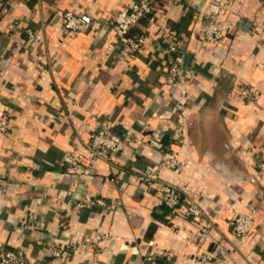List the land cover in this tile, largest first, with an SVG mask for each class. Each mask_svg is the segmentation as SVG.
Listing matches in <instances>:
<instances>
[{"label":"crops","instance_id":"0c3cea01","mask_svg":"<svg viewBox=\"0 0 264 264\" xmlns=\"http://www.w3.org/2000/svg\"><path fill=\"white\" fill-rule=\"evenodd\" d=\"M134 0H0V97L9 128L0 134V251L20 250L26 264H52L35 239L82 243L105 233L99 248L70 253L62 264H264V180L254 164L264 159V4L229 0V25L216 43H201L212 0H155L158 15L185 50L181 87L188 91L179 119L185 140L175 170L158 179L182 188L185 199L208 211L202 221L168 209L157 191L138 181L145 165L161 157L173 125L156 50L122 55L109 17ZM71 10L92 25L62 26ZM35 30L25 46L23 29ZM146 30L141 20L132 35ZM248 84L260 105L238 96ZM179 97V89L175 91ZM163 117H158L159 113ZM96 120L131 140L112 159L67 168V151L81 156ZM83 197L112 205L75 204ZM256 208V232L236 237L235 212ZM37 224L25 223L27 213Z\"/></svg>","mask_w":264,"mask_h":264},{"label":"built area","instance_id":"2783aa9c","mask_svg":"<svg viewBox=\"0 0 264 264\" xmlns=\"http://www.w3.org/2000/svg\"><path fill=\"white\" fill-rule=\"evenodd\" d=\"M229 0H212V9L206 13L201 33V43H216L220 41L229 29V25L222 18L223 12ZM264 4V0H256ZM62 26L70 32H79L88 29L93 21L66 10L62 13ZM145 21L146 30L150 27L154 29L153 34L148 31L132 35L131 30L139 21ZM109 26L118 43L119 52L122 55L132 56L142 49L156 50L163 59L164 68L163 83L170 97V113L173 117V125L169 132L168 144H160L158 149L161 157L145 167L138 174L140 183L148 184L157 191L158 202L168 209H183L186 216L202 221L209 213L197 203L185 199L182 195V188H178L170 183H162L158 179V172L161 168L175 170L177 168L178 153L172 149L171 145H182L185 140L184 125L179 119V115L184 108L185 98L188 91L181 87V76L185 67V50L172 38L174 30L163 22L158 15V7L155 0H134L127 7L110 15ZM23 42L25 46L31 45L35 40V30L26 27L23 29ZM179 89V97L175 96V91ZM238 96L246 102L260 105L261 93L259 89L248 84H243L238 88ZM164 113H159L158 117H163ZM9 117L5 111L3 101L0 97V134L6 133L9 128ZM131 140L127 134L119 135L113 131V125L106 121L96 120L86 143V150L83 156L72 151L65 152L62 162L67 168H75L83 161L92 162L95 159L109 160L124 149V145ZM256 175L264 180V159L258 160L254 164ZM1 183V179H0ZM83 206H99L110 210L112 205L101 198L83 197L75 204L76 208ZM256 208L250 207L247 212H235L229 219L232 233L236 237H242L249 233L256 232L255 223ZM25 223L37 224L36 214L27 213ZM105 233H97L93 240L82 243L59 244L54 240L35 239V243L41 249H46L50 257L55 260L52 264H62L63 260L70 253H81L86 249L99 248V241L106 238ZM145 264H157L155 257L151 254L145 256ZM211 259L208 254H202L198 258L199 264H205ZM0 264H26V258L20 250L6 249L0 251Z\"/></svg>","mask_w":264,"mask_h":264}]
</instances>
